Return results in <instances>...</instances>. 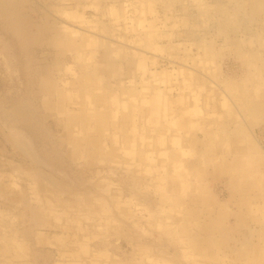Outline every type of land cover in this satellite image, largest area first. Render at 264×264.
Returning <instances> with one entry per match:
<instances>
[{"label": "rangeland", "instance_id": "374dc122", "mask_svg": "<svg viewBox=\"0 0 264 264\" xmlns=\"http://www.w3.org/2000/svg\"><path fill=\"white\" fill-rule=\"evenodd\" d=\"M75 1L0 2V117L4 116L3 109L8 114L9 108L20 107V117L10 120L5 114L0 120V234L4 229L19 233L27 245L22 257L27 264L59 263L60 246L70 240L66 233L78 241L86 240L89 253L105 254L107 264H150L157 260L160 264H241L243 251L264 246V240L257 237L264 227L251 222L244 225L242 221L236 225L233 216L225 225L216 227L199 196L203 194L200 187L205 185L217 200L227 201L232 189L225 176V180L219 178L211 164L203 163L215 147L206 150L207 130L215 131L217 140L225 141L227 137L230 143L241 137L238 147L256 139L264 150V109L252 103L264 101V95L253 93L254 86L264 81V29L253 9L239 0H155L154 12L146 16L158 29L151 49L143 53L147 67L174 84L168 91L172 105L179 104L175 84L184 80L190 86L184 89L186 103L178 105L181 109L168 117L178 115L180 123L191 120L192 124L177 131L171 124L169 133L161 136V146L169 159H177L181 170L186 168V178L191 182L185 201L171 209L157 204L161 193L155 191L158 182L153 174H161L156 163L164 157L156 150L155 161L140 163L137 173L127 171L130 156L115 153L110 141L106 160L80 156L66 142L61 120L46 107L41 80L47 76L58 83L66 77L60 67L69 61L68 54H59L51 40L63 25L69 24L70 18L61 12L75 7ZM78 9L89 23L111 30L108 16L99 9ZM126 39L130 42L131 36ZM153 44L156 49H152ZM160 89L163 95L166 89ZM189 93L198 95V99L188 100ZM193 106L198 111L192 114L187 109ZM149 116L148 112L144 114L145 118ZM140 119L137 130L145 140L152 141L153 148L158 135ZM176 135L178 140L173 143ZM222 141L217 142L218 148L223 147ZM181 144L191 151L185 155L175 153ZM197 170L206 174L198 179ZM196 184L200 190L193 191ZM176 186L167 179L162 192L170 193ZM31 188L42 202L46 199L57 211L46 215L41 203L33 202ZM100 204H104L106 214ZM184 207L190 209L192 217L181 222ZM83 214L93 219L85 220ZM178 219L179 223H175ZM94 220L96 227L91 225ZM64 223L65 228L61 225ZM180 225L188 227L184 233L188 243L196 239L202 250L188 249L186 245L182 248L183 243L178 241ZM251 227L255 229L251 231ZM184 249L189 252L186 258L181 255ZM233 250L240 254L235 256ZM145 251L151 257L150 263L142 260ZM81 252L82 249L77 253Z\"/></svg>", "mask_w": 264, "mask_h": 264}, {"label": "bare ground", "instance_id": "6f19581e", "mask_svg": "<svg viewBox=\"0 0 264 264\" xmlns=\"http://www.w3.org/2000/svg\"><path fill=\"white\" fill-rule=\"evenodd\" d=\"M2 1L0 0V2ZM154 1L120 0L117 2V0H113L112 3H105L103 0H76L74 10L72 8L61 12L70 18L68 24L70 26L63 25L51 40L59 54L62 56L68 54L69 61L64 62L60 67V72H63L66 77L59 79V82L56 83L45 76L41 80V87H43L44 96H47L46 107L53 109L61 120L66 142L71 145L74 151L77 150L80 156L93 155L106 160V148L110 141L115 153L130 156L131 160L126 165V169L128 172L133 170L135 173L139 172L140 163L151 164L152 161H155L154 150L158 155L163 156L165 162L156 163L161 174L159 176L153 174L158 182V189L155 191L160 190L161 193L157 197V204L159 207L169 206L174 209V207L182 205L183 200L185 201L184 195L191 182L189 178H186L188 175L186 168L183 167L181 170V164L177 159L172 157L169 159V153L167 154V151H164L161 146L164 143V138L161 136L166 132L169 133L171 124H174L173 126L176 128H173L176 131L177 128H184L192 124L191 120L180 123L181 117L178 115L175 118L168 117L171 112L181 109L178 105L183 106L184 102L186 103L185 96L187 94L184 89H188L190 86L184 80L175 84L176 98L179 104L172 105L168 91L172 90L174 84L170 83L167 76L149 69L144 61L143 53L147 49H151V42L156 37L158 30L157 24L146 17L154 12ZM239 1L243 6L253 9L255 18L264 29V0ZM80 6L82 9L86 6L93 7V9H99L102 15L106 14L111 30L104 31L89 23L90 20L84 18L82 10L79 12L78 7ZM128 36H131L130 42L126 39ZM92 44L97 46L93 48L94 50H89L87 47ZM130 47L138 51L130 50ZM152 49H156L154 44ZM124 72H128V75L124 76ZM160 87L166 89L163 95L160 94ZM253 93L259 96L264 95V81L254 86ZM188 97V100L193 98L196 101L198 99V95L194 93H189ZM221 103L222 106H225V99ZM252 103L256 108L264 109V101L258 99ZM19 108H9L10 114L5 113L6 109H3L4 116L2 117L4 118L5 114H7L6 119L9 117L10 120L20 117ZM187 111L193 114L198 111V108L193 106ZM245 111L248 113L247 107ZM146 112L151 116L145 118ZM2 117H0L1 121L4 120ZM138 119L142 120L143 124H147L150 132L158 135L153 148L152 141L145 140L137 130ZM211 132L213 131L207 130L209 141L206 144V150H209V147L213 148L214 145L215 147L213 152H209L211 156L205 158L203 163L211 164L212 169L218 172L219 178L225 176L232 189L230 199L226 201L217 200L215 195L213 197L210 191L208 193L205 185L200 187L203 191V194L199 196L201 205L208 208L211 213L208 218L216 227L225 225L230 216H233L236 225H241L242 222L244 225L251 222L259 227H264V150L258 146L256 139L245 146L238 147L241 137H236L230 143L227 137L225 141L217 140L214 136L215 131ZM177 137V135L173 136V143L178 140ZM218 141H222V148H218ZM177 148L174 151L179 153L178 155H185L191 151L182 144ZM145 170L148 171V169ZM202 174H206V172L201 173L197 170L196 178L201 179ZM167 179L177 185L170 193L162 192ZM10 182L12 185L15 184L14 181L10 180ZM200 188L196 184L193 191L200 190ZM30 193H33L32 188ZM33 194L31 196L33 202L41 203L46 215L57 211L51 204H47L46 199L42 202L35 192ZM24 200L27 204V199ZM166 201H169L167 206L164 205ZM100 206L103 207V212L106 214L107 209L104 204H100ZM184 209L183 216L180 215L181 222L182 219L192 217L190 209L185 207ZM81 215H78L79 219ZM123 215L127 216V213ZM82 217L85 220L93 219L87 214H83ZM203 218L206 219L205 216ZM43 223L45 222L43 221ZM93 223L91 225L94 227L98 225L96 220ZM175 223H179V219ZM61 225L65 228L67 223ZM76 226L72 227L77 230ZM187 229L188 227L184 225H180L178 229V241L184 245L182 248L186 245L188 249L191 247L195 250H202L203 248L196 244L199 243L198 240L193 239L191 243H188V240L184 238ZM250 229L252 231L255 228L251 227ZM66 235L70 240L60 246L61 257L57 264H107L104 258L105 254L102 252L89 253L88 245L84 242L86 240L78 241L69 233ZM19 236L16 230L8 232L4 229L0 234V264H27V261L22 259L26 255L27 245ZM257 237L264 240V232L258 234ZM78 242L82 244L77 245ZM257 247L258 245H255L242 252L245 257L241 264H264V246ZM80 249L83 252L78 254ZM237 253L240 254L233 250L235 256ZM181 255L186 258L189 252L184 249ZM142 260L144 263H150L151 257L147 255L146 251ZM160 263L161 261L157 260L150 264Z\"/></svg>", "mask_w": 264, "mask_h": 264}]
</instances>
